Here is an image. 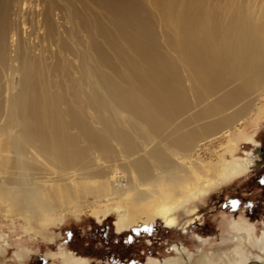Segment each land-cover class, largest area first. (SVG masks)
<instances>
[{"label": "bare ground", "instance_id": "obj_1", "mask_svg": "<svg viewBox=\"0 0 264 264\" xmlns=\"http://www.w3.org/2000/svg\"><path fill=\"white\" fill-rule=\"evenodd\" d=\"M263 98L264 0H0V210L174 228L214 182L199 152Z\"/></svg>", "mask_w": 264, "mask_h": 264}, {"label": "rangeland", "instance_id": "obj_2", "mask_svg": "<svg viewBox=\"0 0 264 264\" xmlns=\"http://www.w3.org/2000/svg\"><path fill=\"white\" fill-rule=\"evenodd\" d=\"M259 103L258 112L228 141H215L199 152L203 167L198 172L214 182L176 209L174 228L150 218L147 224L121 229L110 206L55 214L54 220L23 219L0 210V264H65L64 259L74 257L87 264H209L206 256L227 264L235 248L247 255L244 264H256L258 256L264 263V245L253 244L264 233V98ZM240 158H248L249 165L231 172ZM174 245L178 251L172 250Z\"/></svg>", "mask_w": 264, "mask_h": 264}, {"label": "snow or ice", "instance_id": "obj_3", "mask_svg": "<svg viewBox=\"0 0 264 264\" xmlns=\"http://www.w3.org/2000/svg\"><path fill=\"white\" fill-rule=\"evenodd\" d=\"M232 206L235 207L236 206V201H232ZM144 231H150V229H148L147 227L144 229Z\"/></svg>", "mask_w": 264, "mask_h": 264}, {"label": "flooded vegetation", "instance_id": "obj_4", "mask_svg": "<svg viewBox=\"0 0 264 264\" xmlns=\"http://www.w3.org/2000/svg\"><path fill=\"white\" fill-rule=\"evenodd\" d=\"M260 151H261V153H262V154H261V157L264 158V147H261V148H260ZM263 167H264V166H263Z\"/></svg>", "mask_w": 264, "mask_h": 264}]
</instances>
